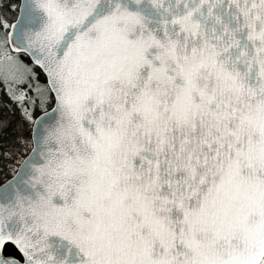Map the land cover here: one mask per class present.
I'll return each mask as SVG.
<instances>
[{
  "label": "snow or ice",
  "instance_id": "1",
  "mask_svg": "<svg viewBox=\"0 0 264 264\" xmlns=\"http://www.w3.org/2000/svg\"><path fill=\"white\" fill-rule=\"evenodd\" d=\"M0 264H264V0H0Z\"/></svg>",
  "mask_w": 264,
  "mask_h": 264
}]
</instances>
